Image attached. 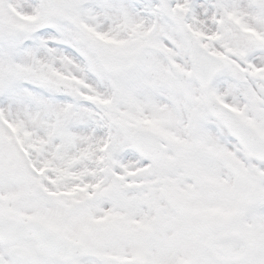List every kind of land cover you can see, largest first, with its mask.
I'll list each match as a JSON object with an SVG mask.
<instances>
[{
    "label": "snow or ice",
    "instance_id": "obj_1",
    "mask_svg": "<svg viewBox=\"0 0 264 264\" xmlns=\"http://www.w3.org/2000/svg\"><path fill=\"white\" fill-rule=\"evenodd\" d=\"M0 264H264V0H0Z\"/></svg>",
    "mask_w": 264,
    "mask_h": 264
}]
</instances>
